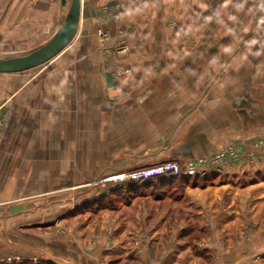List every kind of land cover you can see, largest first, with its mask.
I'll return each instance as SVG.
<instances>
[{"label":"crops","instance_id":"obj_1","mask_svg":"<svg viewBox=\"0 0 264 264\" xmlns=\"http://www.w3.org/2000/svg\"><path fill=\"white\" fill-rule=\"evenodd\" d=\"M98 1L82 2V35L41 63L39 70L71 47L70 59L61 65L57 62L47 76L37 78L32 73L27 77L24 69L0 72L7 77L15 112L6 127L11 135L0 142V264H24L26 260L33 264L43 260L54 264H106L104 261L114 253L124 256L128 251L126 256L131 261L143 258L156 264L158 260H182L177 254L180 242L174 245L175 257L170 252L156 259L143 246L130 249L122 242L85 246L77 240H59L49 228L42 227L49 226L55 216L49 198L56 193V164L62 166L71 160L70 154L66 156L69 144L64 143L56 153V137L47 139L41 134L71 131L68 103L73 94L80 102L81 114L87 119L96 117L95 140L92 136L87 140L96 141V149L99 144L103 150L105 129L116 135L115 154L121 148H135V132H149L153 126L165 134L154 153L131 152L128 159L139 157L145 161L168 149L174 158H189L238 142L245 158L240 167L232 165L227 170L225 180L229 181L232 175L245 181L255 180L248 185L256 186L252 190L255 210L250 211V219L256 221L258 229H264V0H185L191 21L185 19L181 5L184 0H120L125 9L121 23L132 24L147 43L141 56L133 50L119 62L129 66L131 75L125 82L113 81L117 96L112 100L107 96V80L101 72L93 35L92 11ZM173 14L180 29L196 39V50L187 57L177 56L167 39L169 35L175 39L177 34L166 23ZM60 67L62 78L56 80L52 72ZM89 101L94 103L89 106ZM105 108L111 110V119L106 121L100 116ZM120 135L125 141L122 147ZM254 139L261 140L260 144L255 145ZM250 154L255 155V161L248 158ZM99 165L102 167L98 174L108 167L103 162ZM248 186L242 190L246 196ZM202 194L195 192L194 196ZM44 197L48 203L41 200ZM235 216L225 213L220 221L224 228L236 227L232 220ZM89 231L84 234L87 236ZM229 241L236 247L222 255L219 264H249L257 253H264V233L253 234L249 239L230 236ZM215 243L208 238L202 243L207 255L212 252L213 256Z\"/></svg>","mask_w":264,"mask_h":264},{"label":"rangeland","instance_id":"obj_2","mask_svg":"<svg viewBox=\"0 0 264 264\" xmlns=\"http://www.w3.org/2000/svg\"><path fill=\"white\" fill-rule=\"evenodd\" d=\"M68 3L69 0L65 5H60V0H0V57L23 54L44 43L60 24ZM187 4L184 0L181 5L187 17L185 19L190 20ZM124 11L120 0H99L92 11L95 45L100 53L101 72L104 80H107V96L110 100L117 96L113 81L125 82L131 75L129 66L119 62L127 58L133 50L137 56H141L147 43L145 39H140L137 29L132 24L121 23ZM84 18L85 14H82L77 29ZM110 23L114 26L110 27ZM166 23L173 33H177L175 39L170 35L167 37L177 56L187 57L192 54L197 47L195 37L180 29L174 14L167 18ZM79 30L77 37H73L70 44L80 39L82 29L81 33ZM69 51L71 47L67 49L65 55L45 66L43 70H39L41 65L39 64L24 69L23 74L29 77L33 73L37 78L47 76L48 70H53L57 62L61 65L65 59H70ZM67 53L68 56L65 57ZM54 72L52 75L56 80L62 78L63 68ZM1 74L5 73H0V142H4L11 135L7 133L6 127L11 113L15 112H12L14 100L11 99V89L5 82L7 77ZM76 96L73 94L72 102L68 103L72 114L71 131L64 134L57 132L41 134L47 139L56 137V153H59L64 143L70 145L66 156L70 154L71 162L62 166L56 164V193L49 198L55 216L49 226H42L46 230L49 228L57 239L77 240L85 243V246L99 242L106 245L122 242L128 244L130 249L143 246L150 257L156 259L170 252L175 257V244L180 242L182 246L177 249L179 258H182L180 262L174 258L168 262L158 260L156 264H219L222 255L231 253L236 247L230 244V236L249 239L253 234L264 233V229H258L256 221L250 219L252 215L250 211L255 210L252 190L256 186L248 185L255 180L245 181L233 175L229 181L225 180L227 170L232 165H241L245 158L244 149L238 142L226 143L210 152L189 158H174L168 149L149 156L145 161L139 157L128 159L131 152L136 155L142 153L141 151L145 154L154 153L158 141L164 140L165 134L158 132L153 126H151L153 130L149 132H135V148H121L118 154H115L113 151L116 135L106 132L105 129L103 150L99 144L96 149V141H87L89 136L95 140L96 117L87 119L83 113L81 114L80 102L78 99L75 100ZM92 103L94 102H87L89 106ZM110 115L109 108H105L100 114L105 121L111 119ZM91 122L94 123L93 126ZM120 136L122 147L125 141L123 143L122 135ZM64 137L69 139L65 141ZM260 142L261 140L256 142V139L253 141L255 145ZM222 151L223 156L215 158V155ZM200 157L205 159V163L195 165L194 171L190 172L187 162ZM248 158L253 160L255 155L250 154ZM56 159H59L58 155ZM100 162L108 167L98 174L97 170L102 167L99 165ZM167 163H174L176 167L159 172L160 166ZM122 172L123 176H120ZM139 172L143 175L138 176ZM134 173H137L136 176L132 175ZM246 186L249 188L247 196L243 193ZM119 189L120 192L127 189L130 191L135 189L136 192L135 195H122L121 198L111 197L112 199L105 200L106 204L101 208L87 207V202L101 196H112L110 191ZM205 191L207 192L204 193ZM195 192H203L202 197L194 196ZM41 200L48 203L45 197ZM228 212L236 214L232 219L236 227L230 230L224 228L223 222H220ZM87 226L90 227L87 228L90 231L86 236L84 233ZM207 238L216 242L212 245L213 256L212 252L207 255V249L203 248L202 243ZM142 240H145V244ZM116 254L108 257L104 263L150 264L149 261H143V258L129 260L126 256L129 251L124 253V256ZM249 264H264V253L261 256L257 253L255 261Z\"/></svg>","mask_w":264,"mask_h":264},{"label":"water","instance_id":"obj_3","mask_svg":"<svg viewBox=\"0 0 264 264\" xmlns=\"http://www.w3.org/2000/svg\"><path fill=\"white\" fill-rule=\"evenodd\" d=\"M66 2L60 0L61 5ZM83 12L82 0H69L67 10L52 36L26 53L0 57V72L28 69L60 53L72 41Z\"/></svg>","mask_w":264,"mask_h":264},{"label":"trees","instance_id":"obj_4","mask_svg":"<svg viewBox=\"0 0 264 264\" xmlns=\"http://www.w3.org/2000/svg\"><path fill=\"white\" fill-rule=\"evenodd\" d=\"M83 14H84V12H83ZM120 190L121 189L110 191V194L112 196H109V197H106V196L103 197V196H101L100 198L95 199L92 202H87V205H88L87 207H89V206H91V207L96 206L98 208H101V207L105 206L104 205V204H106L105 200L112 199L111 197L121 198L122 195H124V196H131V195H135V192H136L135 189H133L132 191H130V190L127 189L125 192L124 191L123 192H120ZM114 192H116V193H114ZM121 193H124V194H121ZM23 262H24V264H33L31 261H27V260L26 261H23ZM34 264H54V263L52 261L43 260V261H38V262H36Z\"/></svg>","mask_w":264,"mask_h":264},{"label":"built area","instance_id":"obj_5","mask_svg":"<svg viewBox=\"0 0 264 264\" xmlns=\"http://www.w3.org/2000/svg\"><path fill=\"white\" fill-rule=\"evenodd\" d=\"M223 151L222 152H218L216 155H215V158H219L220 156H223ZM201 163H205V159L204 158H202V157H200V158H197V159H194V160H192V161H188L187 162V165H188V168H189V170H190V172H193L194 171V166L195 165H197V164H201ZM161 167V170L159 171V172H161V171H163L164 169H169V168H173V167H176V165L173 163V164H171V163H167V164H164V165H162V166H160ZM158 173V172H157ZM121 175L120 176H123V172L122 173H120ZM136 174L137 173H134V174H132L133 176H136ZM141 175H143V174H141L140 172L138 173V176H141ZM144 175H146V174H144ZM126 177V176H125ZM123 179V178H122Z\"/></svg>","mask_w":264,"mask_h":264},{"label":"bare ground","instance_id":"obj_6","mask_svg":"<svg viewBox=\"0 0 264 264\" xmlns=\"http://www.w3.org/2000/svg\"><path fill=\"white\" fill-rule=\"evenodd\" d=\"M84 11V10H83ZM75 35H76V33H75ZM75 35H74V37H75Z\"/></svg>","mask_w":264,"mask_h":264}]
</instances>
